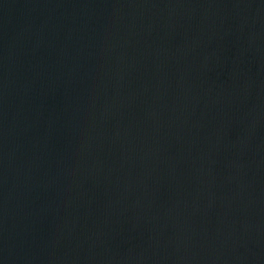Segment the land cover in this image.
<instances>
[{
  "label": "water",
  "instance_id": "1",
  "mask_svg": "<svg viewBox=\"0 0 264 264\" xmlns=\"http://www.w3.org/2000/svg\"><path fill=\"white\" fill-rule=\"evenodd\" d=\"M0 264H264V0H0Z\"/></svg>",
  "mask_w": 264,
  "mask_h": 264
}]
</instances>
